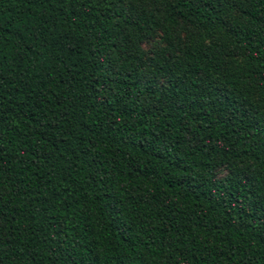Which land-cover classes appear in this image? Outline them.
<instances>
[{
  "label": "trees",
  "instance_id": "16d2710c",
  "mask_svg": "<svg viewBox=\"0 0 264 264\" xmlns=\"http://www.w3.org/2000/svg\"><path fill=\"white\" fill-rule=\"evenodd\" d=\"M0 264H264V0H0Z\"/></svg>",
  "mask_w": 264,
  "mask_h": 264
}]
</instances>
